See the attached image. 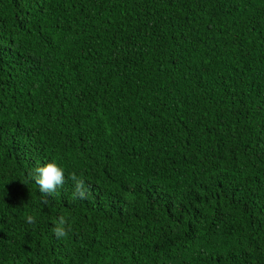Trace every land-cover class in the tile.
I'll return each mask as SVG.
<instances>
[{"label":"trees","instance_id":"16d2710c","mask_svg":"<svg viewBox=\"0 0 264 264\" xmlns=\"http://www.w3.org/2000/svg\"><path fill=\"white\" fill-rule=\"evenodd\" d=\"M0 264H264V0H0Z\"/></svg>","mask_w":264,"mask_h":264}]
</instances>
